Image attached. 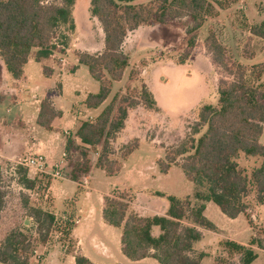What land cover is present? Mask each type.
Returning a JSON list of instances; mask_svg holds the SVG:
<instances>
[{
    "label": "trees",
    "instance_id": "1",
    "mask_svg": "<svg viewBox=\"0 0 264 264\" xmlns=\"http://www.w3.org/2000/svg\"><path fill=\"white\" fill-rule=\"evenodd\" d=\"M90 1L91 14L104 32L105 48L95 55L76 53L79 64L86 66L92 78L100 83L98 93L90 94L85 101L88 109L102 106L109 98L113 84L123 79L130 64L123 45L130 32L143 26L191 18L193 24L187 33L192 35L217 14L216 6L224 8L223 0H154L148 4H137L139 0ZM75 3L76 0H62L58 4H45L44 0H0V58L14 79L23 77L24 67L33 50H37L38 62L50 59L58 31L64 26L74 29L72 13ZM249 32V43L256 38L264 41V22L250 26ZM195 46V39H191L184 60L192 56ZM206 49L213 62L229 78L219 81L217 105L202 107L192 134L178 146L167 150L164 160L158 164L162 174H167L175 165L181 168L186 179L196 186L194 198L199 206H192L189 197L181 199L168 195L166 216L143 217L131 210L124 197H105L103 217L110 226L121 229L122 252L129 260L153 258L159 264H200L207 255L196 254L194 244L202 239L203 233L185 225V221L216 231V226L204 216L206 202L216 204L230 219L242 214L248 218L251 206L247 198L251 193L255 194L257 204H264V145L260 143L264 131V64L248 68L238 63L215 33L208 36ZM246 49L244 58L254 59L253 46L247 45ZM44 71L49 75L48 69ZM2 101L3 96L0 95V103ZM140 106L148 111H157L156 101L146 87L138 99L118 101L116 98L97 118L81 122L76 133L80 143L71 136L65 148L71 181L79 183L91 172L89 152L96 153L102 146L97 167L109 176L120 170V166L109 159L110 141L125 129L130 113ZM60 116L61 112L45 99L41 103L37 124L51 131L54 120ZM203 129L205 131L200 135ZM195 135L200 136L196 139ZM137 148L138 142L126 145L124 160ZM79 150L82 151L81 157L76 164H70L71 153ZM240 154L262 159L261 165L253 170L251 180L235 161ZM18 174L19 182L27 190L36 189L39 178L30 179L29 170L23 167L18 169ZM157 195L164 196L160 192ZM5 204L6 194L0 183V213ZM25 205L28 207L27 199ZM29 209V216L35 219L45 242L57 219L43 209ZM71 219L70 232L74 222ZM248 222L254 229L249 219ZM154 227L160 228L158 237L152 234ZM222 245L228 258L217 259V264H253L259 257L258 251H264V230L258 231L248 245L230 240ZM31 248L26 233L18 229L11 231L0 245V264H29ZM236 257L238 261L234 259ZM75 263L94 264L83 255H76Z\"/></svg>",
    "mask_w": 264,
    "mask_h": 264
},
{
    "label": "rangeland",
    "instance_id": "2",
    "mask_svg": "<svg viewBox=\"0 0 264 264\" xmlns=\"http://www.w3.org/2000/svg\"><path fill=\"white\" fill-rule=\"evenodd\" d=\"M61 1L44 0L45 4H58ZM153 1L139 0L136 3L148 4ZM223 2L224 8L216 6L217 14L192 35L187 33L193 24L191 18L175 20L164 25L143 26L140 30L129 33L123 48L124 53L130 57L129 67L124 78L113 84L111 94L100 110H104L116 98L118 101L138 99L146 87L156 101L157 111H148L143 106L133 110L128 117L125 130L110 141L109 159L120 166L115 175L109 176L96 165L103 152L102 146L96 153L89 152L92 161L91 172L79 183L67 181L70 180L67 160L65 180L56 179L51 175H39L28 169L29 178H40L35 190H27L19 182L18 169L23 167L19 162L35 154L28 150L23 137L14 138L12 159L0 158V183L6 194L5 208L0 213V245L11 231L18 229L26 233L31 242L29 264H69L68 256L71 254L76 256L77 246L72 234L76 223L73 222L71 232L69 225L72 224L71 218L76 217L75 202L78 199L82 200L86 192L91 193L88 199L97 207L101 197L103 201L107 196L124 197L129 203L137 202L154 210H161L162 215L168 210L167 195L178 198L189 196L194 199L196 186L186 179L178 165H175L168 175H164L161 174L158 164L164 160L167 150L178 146L192 134L202 107L217 105L219 81L222 78H229L225 71L213 62L206 49V40L211 33H215L230 49L238 63L248 68L264 59V56L259 55L264 51V42L257 39L248 42L250 23L253 20L256 23L264 22V0ZM72 17L74 29L64 26L58 31L53 40L55 50L51 56L55 57L52 59L55 66L66 69L67 73L76 69L73 63L77 51L84 48L82 45L94 44V51L98 52L103 37L100 23L91 14L90 0H76ZM191 39H195L196 46L192 56L184 60ZM247 45L253 46L255 58L257 57L255 60L247 61L244 58L243 51L247 50ZM36 56L37 50H33L32 58L36 59ZM183 61L184 63L180 64ZM82 69L83 73L80 76H83V89L89 88L93 93L98 92L100 83L92 78L86 66H82ZM9 80L15 81L0 58V84L8 83ZM29 95L24 92L22 100L29 101ZM14 97L17 99V96ZM116 104L118 105V102ZM8 108L13 109L14 105L9 101L0 103V119L5 116L9 120H16V110L13 109L12 113L7 114ZM13 129H19L22 131L20 133L27 136V132L21 128L14 126ZM37 129L38 134L49 137L45 130L39 127ZM204 131L205 129L200 135ZM200 135L194 137L197 139ZM134 142H138L137 150L124 160L125 146ZM260 143L264 145V132ZM3 150L6 152L5 147ZM80 152L82 151L71 153L70 164L77 163L81 157ZM235 161L249 180L253 170L262 163L260 157L244 154H240ZM85 177L88 178L87 186L83 184ZM159 192L164 196L157 195ZM25 199L28 201V207L25 205ZM247 201L251 206L247 219L252 222L253 231L245 217L234 222L225 220L224 223L219 208L214 203L210 204L212 210L208 211V216L212 218V222L222 227L224 232L223 237H220L217 233L206 231L205 237L195 243L194 250L210 255L204 259V264H217V259L228 258L221 242L228 236L247 243L253 232L256 235L258 231L264 230V204H257L254 193L249 195ZM192 206L197 208L199 203L192 201ZM33 207L52 213L57 219L50 228L45 242L38 231L35 219L29 216V208ZM152 209L138 210L144 214H152ZM159 234L160 229L154 228V235ZM234 259L238 261L239 258ZM253 264H264V253L259 252V257Z\"/></svg>",
    "mask_w": 264,
    "mask_h": 264
},
{
    "label": "crops",
    "instance_id": "3",
    "mask_svg": "<svg viewBox=\"0 0 264 264\" xmlns=\"http://www.w3.org/2000/svg\"><path fill=\"white\" fill-rule=\"evenodd\" d=\"M250 24H251L250 26H252L255 24H259V23H256L253 20L252 23ZM141 28L142 27H140L139 29L133 32H136L140 30ZM104 39H105V36L103 32V37L101 39V44H100L101 47L98 52L94 51V48H93L94 44H90L92 46H90L89 44L82 45L84 48L77 52H86L89 54L102 53L105 48V43H103ZM256 39L263 41L258 38ZM123 48H124V45H123ZM263 53L264 51L260 53L259 55H261L262 57L264 56ZM53 58L55 57H52V58L50 57V59L38 62L36 59L32 58V55H31L29 62L24 67V75L20 80H16V79L15 81L9 80L8 83L0 84V95L3 96V101L1 103L5 101H9L14 105L13 109L16 110L15 111L16 120L14 121H12L11 119L9 120L5 116H2V118L0 119L1 120V123H0L1 124L0 126V158L12 159L11 156L13 154L12 147L14 146V138L21 136L25 139V145L30 152L34 154L40 153L47 158L49 165L46 168L44 173H36L39 175H51L53 165L60 162L63 159V154L65 153V148L67 145L68 138L73 136L76 139L77 143L79 144L80 140L76 137V133L81 125V122L83 120L84 121L93 120L97 118L103 111V110L102 111L100 110L101 106L97 109H88L85 105V101L87 97L90 94H96L98 92L93 93L91 90H89V88L83 89V86H82L83 76H80V74L83 73V69H82L83 65L79 64L77 56L75 58V63H73L76 69L69 73H67L66 69L64 68L60 69L56 67L55 63H53L52 61ZM256 58L252 60H255ZM252 60H247V61H252ZM262 63H264V59L262 62H258L255 64H262ZM255 64H252V65H255ZM45 69H48L49 75L45 74V71H44ZM124 76H125V73H124ZM79 90L81 91V93ZM24 92H27L30 94L29 101L25 102L24 100H22V94ZM14 96H17V99ZM45 99L50 100L53 103V106L55 107V109L61 112V116L54 120L51 131H47L37 124V119H38V115L40 112L41 103ZM13 109L8 108L7 114L12 113ZM14 126L16 128L18 127L21 128L23 131H26L27 136L24 133H20L22 131H20L19 129L17 130L13 129ZM38 127L45 130L49 134V137H46L41 133L38 134V129H37ZM3 147H5L6 152L3 150ZM174 167L175 166H173L170 169V171L164 175H168ZM178 168L180 167L178 166ZM30 179L34 180L36 178L30 177ZM67 181L73 182L68 179ZM90 194L91 193L86 192L82 200L78 199L75 202L76 207H74V213L76 212V217L74 218V222L76 224L72 232L76 240V244H77L75 254L83 255L87 257L94 264H159L158 261L153 258H146V259L139 260V261H132V260H129L123 254L122 242H121V236H122L121 229L110 226L105 221L103 217V210H104L105 204H104L102 197L100 198V203H99V206L97 207V205L91 203V200L88 199L89 198L88 196ZM184 198H181V199H184ZM191 201L198 202L195 198L193 200L191 199ZM211 203L213 202L205 203L206 208L204 211V216L209 221L212 220V218L208 216V211L212 210V207H210ZM130 208L132 211H134L135 213L143 217L166 216L168 212L167 210L166 214L162 215L161 214L162 212H160L161 210H156V209L154 210L147 205L145 206L140 205L137 202H134V203L130 202ZM168 208H169V202H168ZM138 209H141V210L152 209L153 212L151 211L152 214H144V213H141ZM221 214H222L221 216H223L222 221L224 223L226 222L225 220L234 222V221L239 220L241 217H245L247 219V216L243 214L238 216V218L236 219H230L227 216H225L222 212ZM247 222H248V219H247ZM212 223L216 226L217 229L216 231H211V232L217 233L220 237H223L222 233L224 232V230L222 229V227L217 225L215 222H212ZM184 224L199 229L203 233L202 239L205 237L206 231H210V230L203 229L193 224L190 221H185ZM154 228H158V227H154ZM154 228L152 231L153 235H154ZM250 228L252 229L251 226ZM160 234H161V231H160ZM154 236L158 237L156 235ZM253 236H254V232H253L252 237ZM251 238L246 243V242L236 241L232 237L228 236L227 239H223L221 242L223 243L224 241L230 240V241L237 242L238 244L248 245ZM194 252L196 254L205 253L207 256L204 259L210 256L206 252H198L197 250H194ZM259 252L264 253V251L262 250L258 251V254ZM224 253L226 254V252ZM68 258H69L68 259L69 264H76L75 255L71 254L68 256ZM204 259L201 261L200 264H204Z\"/></svg>",
    "mask_w": 264,
    "mask_h": 264
},
{
    "label": "built area",
    "instance_id": "4",
    "mask_svg": "<svg viewBox=\"0 0 264 264\" xmlns=\"http://www.w3.org/2000/svg\"><path fill=\"white\" fill-rule=\"evenodd\" d=\"M19 164L23 167H26L30 171L32 170L35 171L36 173H44L49 165L47 158L40 153H36L35 155L29 158L21 160ZM66 166H67V155L66 153H64L63 159L60 162L53 165L51 175L56 179L64 180L67 176ZM83 184L87 186L88 184L87 177L84 178Z\"/></svg>",
    "mask_w": 264,
    "mask_h": 264
}]
</instances>
